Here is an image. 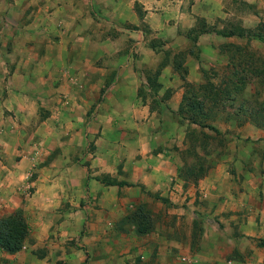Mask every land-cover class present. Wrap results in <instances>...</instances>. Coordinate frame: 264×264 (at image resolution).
<instances>
[{"label":"crops","instance_id":"1","mask_svg":"<svg viewBox=\"0 0 264 264\" xmlns=\"http://www.w3.org/2000/svg\"><path fill=\"white\" fill-rule=\"evenodd\" d=\"M211 3L0 0V218L28 229L0 264H114L122 239L128 264H264V175L207 167L189 132L207 128L179 114L203 78L185 33ZM229 6L249 30L264 0Z\"/></svg>","mask_w":264,"mask_h":264},{"label":"rangeland","instance_id":"2","mask_svg":"<svg viewBox=\"0 0 264 264\" xmlns=\"http://www.w3.org/2000/svg\"><path fill=\"white\" fill-rule=\"evenodd\" d=\"M240 1L212 0L211 7L216 8L217 14L211 13V17H207V24L200 21L194 29L185 33L192 40L187 50L198 56L203 77L199 83L190 84L188 87L192 89V94L196 95L197 101L204 103V116L198 119L212 127L205 131L192 128L189 132L197 137L194 141L195 147H200L207 153V167L232 156L238 160L225 162L230 169L235 167L236 161H241L246 168L259 167L260 174L264 175V140L260 142L264 129L250 127L256 120H260V116H264V11L260 10L262 15L256 18L259 20L258 25L243 30L242 33V30H237L236 16L224 18L221 15L229 9L230 3L233 5V12L237 13L236 8L240 7ZM221 4L224 7L219 10ZM239 9L242 10L243 7ZM251 19L249 16L245 17L244 23L251 26ZM230 31L240 34L241 37L220 35ZM202 34H207L204 37L207 40L203 41L207 42V60L203 56L199 57L201 50L197 43L201 42L198 38ZM163 52L167 56L171 55L167 50ZM183 53L180 55L181 59L186 57ZM181 70L183 71V68ZM202 133L204 134L201 135ZM233 148L238 152L233 154ZM255 162L257 165H254ZM117 243L118 257L114 264H128V260L123 258L125 241L122 239ZM90 257L89 252L85 256V264L89 263Z\"/></svg>","mask_w":264,"mask_h":264},{"label":"trees","instance_id":"3","mask_svg":"<svg viewBox=\"0 0 264 264\" xmlns=\"http://www.w3.org/2000/svg\"><path fill=\"white\" fill-rule=\"evenodd\" d=\"M237 30L241 31L240 29ZM241 32L243 33L244 31L242 30ZM220 35L223 37L234 35L241 37L240 34L232 33L231 31L229 33H220ZM156 73L158 74V71ZM208 95L209 94H207V97ZM214 95L216 96V94ZM179 114L183 119L187 120L189 123L198 125L200 128H212L198 119L200 116H204V103L202 101H197L195 94H192L191 97L186 96L185 103L181 106ZM257 118H259V115H257ZM255 123L259 128L264 129V116H260V120H256ZM196 138L197 137H195L194 141ZM194 141L192 140V142ZM146 218L147 216L142 211H137L132 216V223L137 227V232L139 234H144L151 230ZM27 230V224L20 213L0 218V249L8 253L18 252L22 248L24 240L28 234Z\"/></svg>","mask_w":264,"mask_h":264}]
</instances>
